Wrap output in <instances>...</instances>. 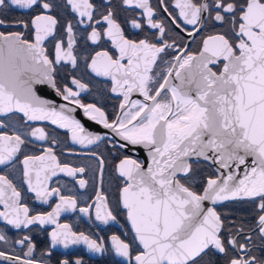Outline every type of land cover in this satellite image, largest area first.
<instances>
[{
  "label": "snow or ice",
  "instance_id": "snow-or-ice-1",
  "mask_svg": "<svg viewBox=\"0 0 264 264\" xmlns=\"http://www.w3.org/2000/svg\"><path fill=\"white\" fill-rule=\"evenodd\" d=\"M17 9L27 19L13 16ZM209 27L191 52L181 33L194 38ZM81 63L111 82L119 100L113 115L82 101L89 85L74 74ZM53 93L62 102L44 98ZM17 114L67 130L72 144L105 142L123 182L115 203L97 189L93 203L78 208L74 196L51 187L63 173L81 177L85 188L86 168L62 163L44 127L10 134ZM89 121L108 131H88ZM35 141L48 146L24 154L23 182L42 204L58 202L32 214L0 174V224L29 233L52 225L49 243L37 255V242L24 234L11 251L0 250V264H52L57 246L81 244L92 253L111 250L124 264H264V0H0V165ZM91 156L102 176L106 158ZM201 165L212 174L198 182ZM224 202L247 204V215L218 211ZM77 209L103 225L119 224L123 212L131 237L106 241L60 222ZM0 242L10 243L3 229Z\"/></svg>",
  "mask_w": 264,
  "mask_h": 264
},
{
  "label": "flooded vegetation",
  "instance_id": "flooded-vegetation-1",
  "mask_svg": "<svg viewBox=\"0 0 264 264\" xmlns=\"http://www.w3.org/2000/svg\"><path fill=\"white\" fill-rule=\"evenodd\" d=\"M96 2H99V0H96ZM155 3L156 0H153V4ZM26 11L27 10L17 9L12 13V15L27 19V15L25 14ZM212 31L213 29L211 27L203 29L201 33L197 34L194 38L181 33L183 36V43L188 46L191 52L197 53L201 47L203 38L211 34ZM104 46L111 49L110 44L105 43ZM219 67H222V65L218 66V68ZM218 68L215 70H218ZM74 74L77 78H80L82 82L89 85V91L81 93L82 101L84 103H97L98 105L103 106L110 116L113 115L118 107L119 100L109 91L111 88V82L103 77H95L94 74L88 72V70L83 66V63H81V67L78 70H75ZM60 75L65 76L67 73L61 70ZM61 82L63 83L65 81ZM19 115L20 114H17V117H14L11 122L15 125V127L9 129L10 134L11 132L19 131L23 135L29 130V124L32 126L44 127L46 131L50 133V136L58 141L55 146V152L62 163H69L73 166H83L86 168L83 178L88 180V185L85 188L81 189L79 184L76 182L81 177L77 176L76 178H72L64 175L63 173L53 177L52 181H50L51 187H59L61 189V194L63 195L74 196L78 201V208L93 203L97 189L103 191L109 197L110 204L115 203L116 198L119 195V188L122 187L123 182L120 178H118L115 172L113 166V156L107 152L108 145L105 142L87 147L72 144L69 138L70 133H68L67 130L58 129L55 125H51L49 122L24 123L19 119ZM77 118L81 117L78 116ZM85 127L88 131L93 133L103 134L108 131L103 129L100 125H94L91 121L87 122ZM47 146V142L35 141L34 143H30L23 148L22 154H18V159L14 160L11 165L7 167L0 165V174H7L9 179L13 180V183H15L18 189L22 192L23 203L28 205V207L32 210V214H36V212L51 211L58 202V198L52 197L50 198L48 204H42L35 199L33 193L27 191V185L23 182V164L21 162L24 154H40L41 148ZM92 152H96L98 155H103L106 158L102 176L98 172V163L96 159L91 156ZM201 168L203 171H201L200 177H198V182L202 177H207L212 174L211 168L204 165H201ZM217 209L222 213L228 214L231 218H242L247 215L248 206L243 202H224V205H218ZM0 210H2V206H0ZM118 220L119 224L112 223L109 225H103L99 221L95 220L94 213L90 219L80 213L78 209L75 212L62 213L60 217L61 223L72 225L74 230L92 233L94 236H103L106 241L112 234L127 233V238H130V225L127 224L123 212L118 215ZM52 227V225L32 226V231L29 233L27 229L22 232L15 229L9 231L3 227V224H0V229H3L4 234L8 237L10 242L9 245H5L4 242H0V250L11 251L12 241L19 239L24 234H30L37 242V255H39V251L46 248L49 243L46 232H50ZM15 252L16 254H22L23 250L19 245H16ZM52 252V264H56V260L58 259L65 258L70 261H74L79 258L83 261V264H124L123 258L116 256L111 250L106 251L103 254L92 253L85 245L82 244L70 245L67 249L63 248V246H57L52 250Z\"/></svg>",
  "mask_w": 264,
  "mask_h": 264
},
{
  "label": "water",
  "instance_id": "water-1",
  "mask_svg": "<svg viewBox=\"0 0 264 264\" xmlns=\"http://www.w3.org/2000/svg\"><path fill=\"white\" fill-rule=\"evenodd\" d=\"M46 91H51L50 89H48V90H46ZM44 98H46V99H55L56 100V102L57 103H60V102H62L61 100H60V98L59 97H55V95H54V93L52 94V96H44ZM146 152H141V159L142 160H145V158H146Z\"/></svg>",
  "mask_w": 264,
  "mask_h": 264
}]
</instances>
